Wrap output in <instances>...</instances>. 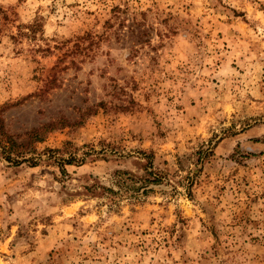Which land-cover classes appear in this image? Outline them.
Returning <instances> with one entry per match:
<instances>
[{
	"label": "rangeland",
	"instance_id": "1",
	"mask_svg": "<svg viewBox=\"0 0 264 264\" xmlns=\"http://www.w3.org/2000/svg\"><path fill=\"white\" fill-rule=\"evenodd\" d=\"M0 135V264H264V0H0Z\"/></svg>",
	"mask_w": 264,
	"mask_h": 264
},
{
	"label": "trees",
	"instance_id": "2",
	"mask_svg": "<svg viewBox=\"0 0 264 264\" xmlns=\"http://www.w3.org/2000/svg\"><path fill=\"white\" fill-rule=\"evenodd\" d=\"M5 17H7L5 14H3ZM37 25L35 23L29 25L26 29L27 32L24 35H35L36 32V27ZM33 137V136H32ZM19 144H17L12 138L11 136H2L0 135V149L2 150L3 153H10V151H16V147H18ZM21 146V145H20ZM28 149H25L22 151L17 152V154H22L25 151H27ZM9 157V156H7ZM9 159V158H8Z\"/></svg>",
	"mask_w": 264,
	"mask_h": 264
}]
</instances>
